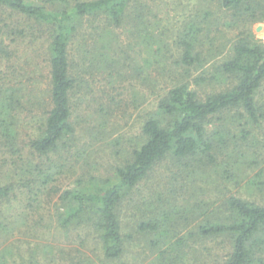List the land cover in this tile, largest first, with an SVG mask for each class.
<instances>
[{
    "label": "trees",
    "instance_id": "1",
    "mask_svg": "<svg viewBox=\"0 0 264 264\" xmlns=\"http://www.w3.org/2000/svg\"><path fill=\"white\" fill-rule=\"evenodd\" d=\"M218 1L219 8L230 15V21L222 25L240 28L227 56L221 63L211 65L208 77L201 74L190 80L193 69H201L213 59L211 55L203 57L196 49L201 37L208 36L212 26L222 32L218 24H208L212 14L208 7L201 15L196 12L176 39L180 50L176 63L181 68L178 82L147 115L141 126L140 144L129 159L116 167L111 177L103 179L84 171L72 187L61 190L58 180L65 166L59 161L71 160L68 157L76 140L73 116L79 107L76 95L87 87L84 73L100 71L108 64L106 48L113 41V31L128 14L140 8L141 1L0 0V66L12 55L6 38L14 43L28 34L37 40L44 37L49 65L48 87L42 91L48 101L38 100L35 87L27 97L21 93L22 88L2 83L0 77V145L3 155L9 154V158L0 159V237L19 228L17 218L23 219L24 213L21 210L12 214L15 204L22 207L20 204L25 203L31 212L39 214L44 199L50 204L57 196L52 206L57 224L64 230L71 226L90 227L103 260L120 264L128 241L122 233L123 202L160 163L167 161L177 168L175 176L180 174L187 181L200 178L213 183L218 178L236 187L243 181L249 192L259 196L245 199L228 193L219 199L196 200L194 213L203 221L196 224L192 237H177L176 220L167 215L140 220L137 231L152 237L149 246L157 250L158 264H180L177 258L185 255L191 238L224 239L223 260L212 264H264V177L259 172L254 178H246L249 163H257L256 157L250 160V143L255 140L254 131L264 123V101L259 96L264 90V44L255 40L249 30L253 23L264 22V0ZM139 16L135 15L134 27L141 37L140 29L145 28ZM95 21L99 26L95 30L102 32L99 47L106 54L87 53L82 44L80 51L86 60L82 57L79 65L73 64L72 49L84 30L83 23ZM92 31L88 35L95 42ZM158 44L160 47L152 52L161 54L163 42ZM215 82L226 86L204 97L190 89L192 84L201 87ZM22 99L41 109L38 131L26 145V157L16 129L17 114L24 107ZM10 217L17 218L8 222ZM29 264L39 263L31 260Z\"/></svg>",
    "mask_w": 264,
    "mask_h": 264
},
{
    "label": "rangeland",
    "instance_id": "2",
    "mask_svg": "<svg viewBox=\"0 0 264 264\" xmlns=\"http://www.w3.org/2000/svg\"><path fill=\"white\" fill-rule=\"evenodd\" d=\"M140 1V8L130 15L127 13L129 16L123 20L122 25L113 31V41L106 48L107 54L99 47L101 43L98 39L102 32L95 30L99 27L97 21L84 22L78 44L73 45V64L79 65L82 57L86 60L82 56L83 51H80L82 44L86 46L87 53H105L108 64L100 67V71L84 73L87 87H82L76 95L79 107L73 116L76 140L68 157L71 160L59 161L65 166L64 175L58 180L61 190L72 187L84 171L103 179L111 177L115 168L129 159L132 150L140 144L141 126L147 115L154 111L159 98L178 82L181 68L176 63L180 52L176 39L179 32L193 20L196 12L199 11L201 15L208 7L212 13L208 24H218L222 32L218 33L212 26V30L207 31L209 37H201L196 49L203 57L211 55L213 59L204 63L201 69H193L190 80L201 74L208 77L211 65L221 63L240 33V28L230 29L222 25L230 21V15L219 8L218 0ZM137 14L145 28L143 31L140 29L141 37L136 34L137 28L134 27ZM86 28L87 33L83 34ZM91 29L95 42L88 35ZM249 30L255 40L264 44V22L253 23ZM43 41L44 37L37 40L30 34L14 43L6 38L5 43L10 47L12 55L11 59L0 66V81L22 88L21 93L27 97L35 87L38 100L44 98L48 101V97L42 93L46 91L49 79L46 45ZM158 42H163L161 54L152 52L160 47ZM225 86L215 82L201 87L192 84L190 89H196L204 97L206 93ZM259 96L264 101V90ZM26 99H22L24 107L18 111L16 120V129L25 147H22L25 157L28 156L26 145L37 134L38 116L41 114V109L32 106L29 100L27 103ZM254 132L256 136L250 143L249 157L250 160L256 157L257 163H249L246 178H252L259 172L264 177V123ZM5 158H9V154L3 155L0 145V159ZM176 173L177 168L169 162L160 163L154 173L138 185L130 199L123 202L120 209L122 233L128 241L126 255L120 264H158L155 259L157 250L149 246L152 237L137 231L140 220L147 221L167 215L176 220L174 233L177 237H192L196 224L203 221L201 215L194 213L196 200L209 201L213 197L219 199L228 193L245 199L259 196L257 192H249L243 181L236 187L233 182L225 183L218 178L213 183L200 178L187 181L180 174L175 176ZM56 199L57 196H54L50 204H46L44 199L39 214L31 212L25 203L20 204L22 207L14 205L15 209L11 213L22 210L24 217H16L19 221L18 229L0 237V264H29L31 260L39 264H110L103 260L100 245L90 227L71 226L64 230L57 224L52 207ZM11 217L8 222L16 220ZM225 249L223 238H191L183 252L185 255L180 254L177 262H220Z\"/></svg>",
    "mask_w": 264,
    "mask_h": 264
}]
</instances>
